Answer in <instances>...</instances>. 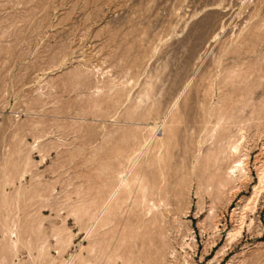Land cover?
Instances as JSON below:
<instances>
[{"label": "rangeland", "instance_id": "1", "mask_svg": "<svg viewBox=\"0 0 264 264\" xmlns=\"http://www.w3.org/2000/svg\"><path fill=\"white\" fill-rule=\"evenodd\" d=\"M0 264H264V0H0Z\"/></svg>", "mask_w": 264, "mask_h": 264}, {"label": "bare ground", "instance_id": "2", "mask_svg": "<svg viewBox=\"0 0 264 264\" xmlns=\"http://www.w3.org/2000/svg\"><path fill=\"white\" fill-rule=\"evenodd\" d=\"M239 150V149H238ZM241 153H239V155H240ZM237 155V154H236ZM240 160V159H239ZM243 161H245V164H244V162ZM239 163V165H237V166H233L231 169H232V172H231V174H230V179L233 181V180H238V178L239 177H241V176H243V177H245V173H246V171H247V167L245 166L246 165V163H248V161L246 162V159L245 160H242V161H238ZM248 167H249V165H248ZM249 172V171H248ZM247 176V175H246ZM229 181V180H228ZM231 181V182H232ZM238 182H239V180H238ZM228 183V182H227Z\"/></svg>", "mask_w": 264, "mask_h": 264}]
</instances>
